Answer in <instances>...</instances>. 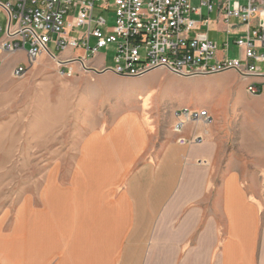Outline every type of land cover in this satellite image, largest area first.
I'll return each mask as SVG.
<instances>
[{
  "label": "crops",
  "instance_id": "1",
  "mask_svg": "<svg viewBox=\"0 0 264 264\" xmlns=\"http://www.w3.org/2000/svg\"><path fill=\"white\" fill-rule=\"evenodd\" d=\"M74 53L105 64L83 49L63 57ZM206 110L211 122L180 134L142 111L84 133L71 163L81 165L67 188L54 186V209L3 220L0 264H264V131L229 127L223 103Z\"/></svg>",
  "mask_w": 264,
  "mask_h": 264
},
{
  "label": "rangeland",
  "instance_id": "2",
  "mask_svg": "<svg viewBox=\"0 0 264 264\" xmlns=\"http://www.w3.org/2000/svg\"><path fill=\"white\" fill-rule=\"evenodd\" d=\"M113 9L96 11V15L108 18L109 27L115 24ZM204 14L208 16L206 7ZM210 16L217 18L216 12ZM236 21L230 20L231 24ZM213 27H203L202 31L209 32L220 51L228 34ZM235 36L232 34L231 40ZM95 43L93 37L91 44ZM49 49L57 57L41 55L21 77H15L13 69L18 65L15 62H27L25 50L0 52V228L3 220L14 224L18 210L54 209V186L67 188L69 178L77 175L81 165L71 163L82 135L107 127L123 112L151 113L158 117V131L165 132L174 129L176 111L206 110L212 102H219L224 109L230 107L229 127L264 131V91L259 96L249 94L252 98L246 100L248 80H241L233 71L186 77L160 68L142 77H124L95 71L89 60L85 65H62L59 61L66 58L67 50L61 57L53 42ZM99 53L106 56L107 67L115 65V45ZM230 53L242 56L233 42ZM69 68L72 75L67 74Z\"/></svg>",
  "mask_w": 264,
  "mask_h": 264
},
{
  "label": "built area",
  "instance_id": "3",
  "mask_svg": "<svg viewBox=\"0 0 264 264\" xmlns=\"http://www.w3.org/2000/svg\"><path fill=\"white\" fill-rule=\"evenodd\" d=\"M112 7L115 24L109 27L108 18L96 15V11L110 12ZM212 12L217 14L215 20L210 16ZM232 18L237 21L231 24ZM203 27L228 34L220 51L218 42L211 40ZM74 32L77 34L72 35ZM232 34L236 35L234 40ZM50 42L61 52L59 56L72 48L83 49L88 57L113 44L115 65L95 69L119 76L142 77L159 68L186 77L233 71L249 80V94L259 96L264 91L262 0H248L246 4L240 0H0V52L25 50L27 56L26 63L13 69L15 77L24 76L44 53L57 57L49 49ZM232 42L242 56H231ZM87 61L75 53L60 60L62 65H85ZM67 74H73L72 68ZM176 116L174 131L178 134L189 121H212L207 110L185 108L176 111ZM178 142L187 144L189 140L180 137ZM197 162L204 166L209 163L206 159Z\"/></svg>",
  "mask_w": 264,
  "mask_h": 264
},
{
  "label": "water",
  "instance_id": "4",
  "mask_svg": "<svg viewBox=\"0 0 264 264\" xmlns=\"http://www.w3.org/2000/svg\"><path fill=\"white\" fill-rule=\"evenodd\" d=\"M91 69H93V70H95V71H98L97 69H95V68H91Z\"/></svg>",
  "mask_w": 264,
  "mask_h": 264
},
{
  "label": "bare ground",
  "instance_id": "5",
  "mask_svg": "<svg viewBox=\"0 0 264 264\" xmlns=\"http://www.w3.org/2000/svg\"><path fill=\"white\" fill-rule=\"evenodd\" d=\"M45 54V53H44ZM42 56H43V54H42ZM60 62V61H59Z\"/></svg>",
  "mask_w": 264,
  "mask_h": 264
}]
</instances>
